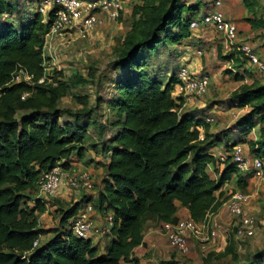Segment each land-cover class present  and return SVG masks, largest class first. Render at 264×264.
<instances>
[{
	"label": "trees",
	"instance_id": "trees-1",
	"mask_svg": "<svg viewBox=\"0 0 264 264\" xmlns=\"http://www.w3.org/2000/svg\"><path fill=\"white\" fill-rule=\"evenodd\" d=\"M39 2L28 3L26 14L12 20L16 5L0 0V264H141L135 250L145 245L146 225H174L182 220L180 209L186 214L183 219L195 223L207 214H218L228 199H221L222 187L235 176L238 189L245 193L253 171L240 174L231 152L241 145L248 147L252 159L264 160V83L242 84L232 91L225 106H248L250 110L228 128L210 133L202 115L205 110L180 112L185 101L171 94L177 72L164 78L146 69L148 57L162 45H178L191 38L189 24L207 4L201 0H142L109 65L115 95L106 101L97 97L94 107L81 98L76 99L79 109L62 108L60 100L72 88L94 80L77 76L70 81L56 79V85L47 79L37 83L44 76V35L56 10L43 16L34 9ZM243 3L251 12L252 29L261 30L264 42V19L253 9L259 0ZM4 16L7 19L1 21ZM233 55L221 56L218 51L217 58L228 62ZM235 61L244 63L240 57ZM18 66L32 76L33 84L8 85ZM118 71L120 75H112ZM225 73L236 80L244 77L230 69ZM89 76L95 78L94 73ZM25 92L29 95L23 100ZM102 104L112 117L108 123L96 118ZM90 128L95 131L92 138ZM256 128L257 135L248 139ZM216 148L221 153L214 155ZM87 156L98 164L96 157L104 159L105 175L94 194L96 203L87 194L67 207L56 202L58 228H41L39 216L46 202L31 190L39 191L43 173L82 165ZM87 203L93 206L92 217L98 215L96 228L104 229L107 216L113 217L101 250L97 242L92 243L93 235L85 240L70 231L71 220ZM233 236L231 231L228 253L233 252ZM35 240H39L37 246H33ZM263 260L264 247L239 264H263Z\"/></svg>",
	"mask_w": 264,
	"mask_h": 264
},
{
	"label": "rangeland",
	"instance_id": "rangeland-1",
	"mask_svg": "<svg viewBox=\"0 0 264 264\" xmlns=\"http://www.w3.org/2000/svg\"><path fill=\"white\" fill-rule=\"evenodd\" d=\"M32 1L33 0H9V2L16 5V12L11 16L12 20L26 14V5ZM121 1H123V10L117 22L104 23L94 30L91 37L87 40L75 39L66 47L64 45L60 46L61 44L59 43L52 44V48L46 53L43 71L45 72L44 76L45 79L48 80V83L52 82L53 85H56V79L70 81L77 76L85 80H94L85 87L78 85L76 88H72L69 95L60 100V107L72 110L79 109L81 104L77 103L76 99L81 98H87L88 106L94 107L97 97L102 98V100L105 99L106 101L107 98H111L115 95L114 87L108 78L110 76V70H108L109 65L118 53V47L124 35L130 29L134 8L142 3V0ZM201 2L204 3L206 0H201ZM259 2L260 3L253 9L258 17H264V12L260 9L261 6H263V2L261 0H259ZM205 4H208V7L211 5V3ZM243 4V0L236 1L237 8L240 10L244 8L242 12L245 14L248 10ZM204 9L206 10V7ZM201 13L202 10L194 18L198 17ZM244 14H242V22H244ZM248 14H251V12L248 11ZM5 19H7L6 16L2 17L1 21H5ZM191 32V38L181 41L178 45H162L156 53H152L150 57H148L146 69L150 75H154L157 72L158 75L168 78L170 73H176L178 67L182 64L187 65L188 68L191 69L192 66H190L189 63H191L192 60L198 64L200 63V68L194 67L193 71L198 69L199 73L209 75L208 92L202 97L191 98L182 106L180 112L194 109L205 110V113H202L204 119L207 117H213L214 119V122L209 124V132L215 133L228 128L235 122L230 119V110H232V108L228 109L225 106L235 85L233 84V78L226 79L224 77L228 68H224L219 72V68L222 67V64L216 65V59H213L212 56L209 55V43L214 41L219 42L218 35H216L214 40H208V42L202 37L204 30ZM199 50L202 51L201 57L196 54ZM205 61L208 64V68L207 66L205 68L203 65ZM89 73H94L95 78H90ZM214 73H216L217 76H214ZM114 74L120 75L119 71L112 75L114 76ZM250 78L254 81L257 80L254 79V74H251ZM99 106L100 107L96 109V118L100 123H108L112 117L106 104ZM249 110L250 107L247 108L246 112ZM89 131L91 138L94 137L95 131L91 128ZM257 131L258 128L255 129L256 135ZM200 133L199 139H202L203 132L201 129ZM250 138H254L252 133L248 136V139ZM244 149V159L247 161V169L253 171L252 157L248 154V147ZM213 153L216 155L221 153L220 148L214 149ZM96 159L100 160V166L98 163L90 161L88 156L86 157L87 161L83 164H89V168L86 170L88 175L86 174L85 179L87 180H85L82 185H79V187L75 183L70 185L74 187V190L67 185L69 182L66 178L62 184L63 188L59 190L56 195L43 196L37 189L31 190V194L34 197L43 200V203L46 202V209L44 213L39 216V225L41 228L49 231H54L58 228V216L55 211L57 207L55 205L56 202L63 207H67L82 194H87L90 196L89 198L93 199L92 204L96 203L94 194L99 190L100 182L105 174V169L102 167L104 159L100 157H96ZM75 169L77 172H83L80 166ZM240 174H243V171H241ZM68 178L71 177L68 176ZM213 178H215V176H213ZM236 180L237 176L233 177L229 183L222 187L223 195L221 199L223 201L226 197H229L231 192H241L238 189V182ZM251 180L252 179L248 182L249 185L245 193L250 196L248 211L256 220L255 233L251 237L245 236L242 238H236L234 235L232 253L227 252V244L230 233L231 231L233 232L234 222L227 213L225 214L224 212L223 215L217 216L216 214L212 218V228L216 231V235L213 239L201 246L197 242H191L190 250L186 254H180L169 247L168 240L163 236L161 226L158 224L146 225L144 228V236L147 237L150 229H153L152 233H156L155 230H157V233L153 235L159 236L161 239L157 240L158 243H154L153 245L150 242H146L144 247L140 249L141 252L138 254V257L141 258L142 264H239L245 262L249 255L260 251L264 247V205L259 206L258 203L263 202L264 204V179L259 181ZM224 188L225 190H223ZM252 207L256 209L255 213L253 209H251ZM221 209L223 210V208ZM185 216L186 214H182L180 218L183 219ZM96 241L97 244H99V250H101L108 239L102 237L93 240V242Z\"/></svg>",
	"mask_w": 264,
	"mask_h": 264
},
{
	"label": "built area",
	"instance_id": "built-area-1",
	"mask_svg": "<svg viewBox=\"0 0 264 264\" xmlns=\"http://www.w3.org/2000/svg\"><path fill=\"white\" fill-rule=\"evenodd\" d=\"M222 0H213L211 5L196 18L191 20L189 28L191 31H200L203 28H210L220 38V46L224 56L237 54L238 57L248 66L254 79L264 83V59L256 51L253 44L242 41L237 33L236 24L228 19L222 11ZM35 11L45 16L48 11L56 9L54 17L44 35L43 42V69L46 53L52 48V44L59 43L60 46L70 45L75 39L87 40L98 27L104 23L117 22L121 11L123 10V1L121 0H40L35 5ZM197 56H202V51H198ZM228 62H231L229 60ZM228 69L234 71L232 66ZM44 75L45 72L43 71ZM239 74H243L239 72ZM256 77V78H255ZM45 80L43 76L37 81L42 83ZM176 84L172 90V97H181L185 102L191 98L202 97L207 94L210 77L205 73L194 72L187 65H180L176 74ZM26 82L33 84L32 76L27 71L18 66L11 76V81L8 84H18ZM249 80L243 77V84H248ZM28 92L22 94L21 99L28 97ZM183 104V105H184ZM248 106L243 108H232L230 110L231 120L234 122L240 116L246 113ZM207 124L214 122L213 117L205 119ZM255 137V130L252 131ZM243 146H234L231 152L232 160L238 163L240 171H246L247 161L244 159ZM225 160V156H220V163ZM253 180L259 181L264 179V162L259 158L252 159ZM77 172L71 167L69 170H62L60 167H55L50 171L43 173L39 180V192L44 195H54L61 186L62 179L70 183L67 185H82L88 175L86 170ZM71 177V178H68ZM75 176V178H74ZM83 182H82V181ZM74 190L72 186H70ZM77 187V188H78ZM250 196L239 191L231 192L228 199L224 202L227 213L233 220V232L236 238L245 236L251 237L255 233L256 220L249 213L248 207ZM93 206L89 203L84 204L80 208L70 222V231L73 236L81 239H88L92 235L102 238L109 233L113 225L112 215H108L104 229L96 228L95 218H93ZM213 214H207L204 220L200 223H195L189 218L179 220L176 224H165L162 226L163 236L168 240L169 247L181 254H186L189 251L190 241L197 242L200 246L210 242L216 235V231L212 228ZM39 240H35L33 246H37Z\"/></svg>",
	"mask_w": 264,
	"mask_h": 264
},
{
	"label": "crops",
	"instance_id": "crops-1",
	"mask_svg": "<svg viewBox=\"0 0 264 264\" xmlns=\"http://www.w3.org/2000/svg\"><path fill=\"white\" fill-rule=\"evenodd\" d=\"M212 1L213 0H206V2H204V3H211ZM222 1H223V5H222L221 9H222L223 13L225 14V16L236 24L238 36L241 38L242 41H247V42L253 44V46H255L257 52L259 53V55L264 59V42H263V39L261 38V34L262 33H261V30H253L252 29L250 20H252L253 18L251 16V14H248V11H246V13L244 14V12H242V10L244 9L243 7H242L243 9H241V10L238 9L237 6H236V1L237 0H222ZM207 6H208V4H207ZM202 9H204V8H202ZM203 11L204 10H202V12ZM242 14H244V16H243L244 22H242ZM263 19H264V17H263ZM202 30H204V32H203L204 34H203L202 37H204L206 41H208V40L212 41V40H214L216 38V35H218L214 31H212L210 28H203ZM218 41L219 42L214 41L212 43H209V51H210L209 55H211L213 59L214 58L216 59V62H215L216 65L222 64V67L219 68L220 69L219 72H221L224 68H228V67L232 66L233 68H235L234 72H242L243 73L244 77L249 80L248 84H252L253 82H256L257 80L254 81V80H252L250 78L251 74H252L251 69L248 66H246L245 63H242V62H238L237 63L235 61L236 58H238V56L236 54L233 53L234 55L232 56V60H231L232 63L231 62H227V61H222L221 59L217 58L218 51H219V54L221 56H224L222 54L221 46L219 44L220 43L219 36H218ZM225 64H227V65H225ZM189 65L192 66L191 70H193L194 67L200 68V63L198 64V63L194 62V60H192L191 63H189ZM203 65L205 66V68H206V66L208 68V64L206 63V61H205V63H203ZM234 66H239V67H234ZM197 71H198V69L194 70V72H197ZM214 76H217L216 73H214ZM224 77L226 79L233 78V84L235 86L232 89V91H234L240 85L243 84V80H236L234 78V76L230 75L229 73H225ZM214 155H216V154H214ZM79 166H80L81 169H84V170H87L89 168V164L88 165L82 164V165H79ZM79 166L74 164V166H72V167L75 169L76 167H79ZM209 172H210V174L213 172V167L211 165H209ZM213 176H215L214 173H212L211 177H213ZM223 190H225V188ZM258 205L262 206L264 204H263V202H260V203H258ZM222 208H223L224 211L222 209H220L218 214H217V216L223 215L224 212L226 214L227 211H226L225 207H222ZM251 209H253V211L255 213L256 209L254 207H252ZM182 214H185V211L183 209H180L179 212H178L179 217ZM97 217H98V215H97ZM97 217H95V219ZM230 219H232V218L230 217ZM152 230L153 229H150V232L148 233L149 235L147 237L144 236V238H143L144 239V243L150 242L153 245L154 243H158L157 240L161 239L159 236L153 235V234L157 233V230H155L156 233H152ZM93 240H97V238H93ZM96 242L92 241L93 244H96ZM98 247H99V244H98ZM141 248L142 247H139L138 249L135 250V254L137 256L141 252V250H140ZM141 264H142V262H141Z\"/></svg>",
	"mask_w": 264,
	"mask_h": 264
},
{
	"label": "clouds",
	"instance_id": "clouds-1",
	"mask_svg": "<svg viewBox=\"0 0 264 264\" xmlns=\"http://www.w3.org/2000/svg\"><path fill=\"white\" fill-rule=\"evenodd\" d=\"M206 123V122H205Z\"/></svg>",
	"mask_w": 264,
	"mask_h": 264
}]
</instances>
